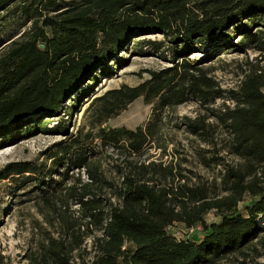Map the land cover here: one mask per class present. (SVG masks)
Here are the masks:
<instances>
[{"label": "trees", "instance_id": "obj_1", "mask_svg": "<svg viewBox=\"0 0 264 264\" xmlns=\"http://www.w3.org/2000/svg\"><path fill=\"white\" fill-rule=\"evenodd\" d=\"M1 9L31 22L0 50V147L51 130L49 117L67 98L75 107L132 42L171 61L93 97L75 134L63 120L68 135L44 159L0 168L4 190L30 193L38 216L24 264L255 262L264 249V0H0ZM149 33L164 39H133ZM249 48L259 56L246 59L237 86L222 87L204 64L210 51ZM198 51L206 54L191 60ZM139 97L153 104L147 122L106 126ZM217 98L233 105L211 106ZM191 99L206 111L183 124L209 175L186 173L176 153H150L168 148L164 109ZM210 212L218 219L207 221ZM175 223L199 225V238L174 237Z\"/></svg>", "mask_w": 264, "mask_h": 264}, {"label": "rangeland", "instance_id": "obj_2", "mask_svg": "<svg viewBox=\"0 0 264 264\" xmlns=\"http://www.w3.org/2000/svg\"><path fill=\"white\" fill-rule=\"evenodd\" d=\"M30 22L24 15L1 9L0 50L9 41L26 30ZM142 38L164 39L161 33L142 34L133 39ZM209 53H213V57L204 64L212 67L213 76L224 88L237 86L242 78L243 68L247 67L246 59L254 60L256 56H259L258 52L251 48L246 52L231 49L227 52L218 50L214 53L213 50ZM205 54L198 51L191 53L189 57L193 61H199ZM116 57L119 59L118 64L114 63L113 59L107 62L111 70L108 75L100 74V72L95 73L99 79L93 84L92 90H89L87 94L80 98L78 103H75V107L70 106V104H74L73 100L70 101L67 98L63 108L49 117L47 127L51 130H45L0 147V168L9 161L44 159L48 148L63 141L68 135L58 130V126L63 120L66 124H69V134H75L77 129L84 124L85 112L93 97L122 84L137 85L150 76V70L171 65L169 59L164 60L153 52H147V50L141 51L139 45L134 44V42L128 45L126 49L121 50ZM218 57H221V60L218 61ZM90 83L87 80L83 86L88 87L87 85ZM224 104L232 106L233 102L217 98L211 106L220 108ZM205 111L204 107L194 99L178 105L176 108L164 109L161 127L163 139L169 142L168 148L165 153L160 149H151L150 153H154L153 157H161L162 160L169 161L173 157V153H176L177 161L181 163L183 169H186V173L191 170V174L196 172L204 175L212 174L214 169H204L193 156L199 143L186 131L182 119L184 116L194 117L199 113H205ZM152 116L153 104H147L142 97H139L117 116L110 118L106 126L135 128L147 122ZM217 169L219 167L215 168V171ZM7 183L8 180L0 182V249L6 256L8 264H24L23 252L31 234L32 220L33 217L38 218V216L29 201L31 194L27 192H19L18 194L7 192L3 188ZM206 219L210 222L218 218L214 212H210L207 214ZM259 222H261V219ZM168 232L178 239H188L189 237L197 239L201 234L199 225L194 228H187L182 223L171 225L168 227ZM257 263L264 264V249L261 250V254L255 259V262H250V264Z\"/></svg>", "mask_w": 264, "mask_h": 264}, {"label": "bare ground", "instance_id": "obj_3", "mask_svg": "<svg viewBox=\"0 0 264 264\" xmlns=\"http://www.w3.org/2000/svg\"><path fill=\"white\" fill-rule=\"evenodd\" d=\"M261 223H262V226L264 227V220H262V222H261Z\"/></svg>", "mask_w": 264, "mask_h": 264}]
</instances>
